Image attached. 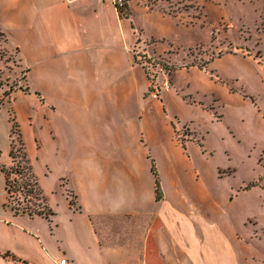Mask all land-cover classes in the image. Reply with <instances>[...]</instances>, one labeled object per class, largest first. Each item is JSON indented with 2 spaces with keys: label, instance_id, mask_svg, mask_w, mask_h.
<instances>
[{
  "label": "rangeland",
  "instance_id": "374dc122",
  "mask_svg": "<svg viewBox=\"0 0 264 264\" xmlns=\"http://www.w3.org/2000/svg\"><path fill=\"white\" fill-rule=\"evenodd\" d=\"M120 18L111 35L91 33L98 46L116 47L124 71L94 78L78 57L59 55L75 46L44 47L39 31L11 28L0 16V166L12 165L13 143L19 148L11 140L14 120L55 214L49 221L33 217L41 249L52 264H75L57 228L71 212L126 210L127 199L146 197L158 183L162 199L200 217L208 232H223L237 264H264V0H129L128 16ZM93 34L82 31L78 48ZM27 74L36 91L28 92ZM118 81L146 86L134 117L142 126L127 144L139 154L128 159L104 144L112 170L94 175L90 147L79 142L89 128L79 123H88L94 104L108 102L103 89ZM48 122L51 130L59 124L63 142ZM136 161L139 171L129 164ZM5 194L0 172V209ZM19 203L25 196L15 194L11 206Z\"/></svg>",
  "mask_w": 264,
  "mask_h": 264
},
{
  "label": "crops",
  "instance_id": "0c3cea01",
  "mask_svg": "<svg viewBox=\"0 0 264 264\" xmlns=\"http://www.w3.org/2000/svg\"><path fill=\"white\" fill-rule=\"evenodd\" d=\"M0 16H7V25L11 28L39 31L44 47L75 46L76 49L59 55L68 54L63 57L70 60L78 57L80 65H89L94 78H101L102 70L120 74L124 71L121 55L112 53V48L116 47L107 43L98 46L91 33L99 30L104 31V36L111 35L114 22L123 24L109 0H0ZM82 31L90 36L93 34V38L88 36L85 40L88 46L78 48ZM125 43V50L130 52L127 41ZM25 78L28 92L36 91L31 81L28 82V74ZM145 88L137 81H118L116 87L103 89L102 98L108 102L104 106L94 104L88 123H79L89 128L79 136V142L90 147L87 168L94 175H105L112 170V163L107 162L112 159V151L103 150L104 144H110L109 150L121 153L125 158L138 156V150L127 144L134 140L142 126L134 117L136 108L142 104ZM130 99L133 103L129 102ZM45 100L40 95L42 109H48ZM85 109L90 110L88 106ZM92 111L99 112L102 117H95ZM114 126L116 135H113ZM52 129L48 122L49 132L56 133L58 140L63 142L64 131L61 132L59 124L53 123ZM98 142L99 149H96L93 144ZM129 164L139 171L137 161ZM144 171L141 167L142 174ZM135 182L134 179V185ZM154 190L149 189L146 197L127 199L132 208L126 210L71 212L66 225L62 223L57 228L62 234L65 250L75 264H237V255L219 228L208 232L200 217L178 209L166 199L156 202ZM5 196L0 209V264H52L34 237L32 222L35 219L15 215L6 207L7 193ZM198 225L202 228L199 229ZM225 247L231 250H220Z\"/></svg>",
  "mask_w": 264,
  "mask_h": 264
},
{
  "label": "trees",
  "instance_id": "16d2710c",
  "mask_svg": "<svg viewBox=\"0 0 264 264\" xmlns=\"http://www.w3.org/2000/svg\"><path fill=\"white\" fill-rule=\"evenodd\" d=\"M12 123L11 140L12 142L18 141L19 148H16L13 143L10 153L12 165L0 166V172L5 180V192L8 195L6 207L11 209L15 215H27L31 218L40 217L49 221L55 214L48 206L38 177L35 175L30 164L19 127L14 120H12ZM12 176H15V178H12ZM15 194L25 196V205L22 208L18 207L22 205L21 203L17 204L16 207L11 206V199ZM155 194L156 201H161L162 194L158 183L156 184Z\"/></svg>",
  "mask_w": 264,
  "mask_h": 264
},
{
  "label": "built area",
  "instance_id": "2783aa9c",
  "mask_svg": "<svg viewBox=\"0 0 264 264\" xmlns=\"http://www.w3.org/2000/svg\"><path fill=\"white\" fill-rule=\"evenodd\" d=\"M114 5L115 9L117 10L118 14L125 18L128 16L129 13V0H109ZM155 91H152V97L158 99L159 91L157 90L156 86H154ZM168 90V88H166ZM64 260L61 261V264H64Z\"/></svg>",
  "mask_w": 264,
  "mask_h": 264
}]
</instances>
